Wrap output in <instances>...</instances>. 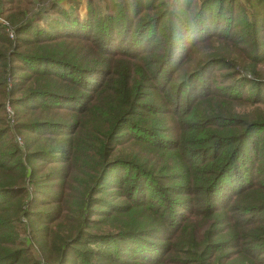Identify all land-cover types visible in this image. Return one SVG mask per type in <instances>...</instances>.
<instances>
[{
	"label": "trees",
	"instance_id": "1",
	"mask_svg": "<svg viewBox=\"0 0 264 264\" xmlns=\"http://www.w3.org/2000/svg\"><path fill=\"white\" fill-rule=\"evenodd\" d=\"M66 2L0 0V264H264V0Z\"/></svg>",
	"mask_w": 264,
	"mask_h": 264
},
{
	"label": "clouds",
	"instance_id": "2",
	"mask_svg": "<svg viewBox=\"0 0 264 264\" xmlns=\"http://www.w3.org/2000/svg\"><path fill=\"white\" fill-rule=\"evenodd\" d=\"M166 10L169 16L180 17L183 13V0H167Z\"/></svg>",
	"mask_w": 264,
	"mask_h": 264
},
{
	"label": "built area",
	"instance_id": "3",
	"mask_svg": "<svg viewBox=\"0 0 264 264\" xmlns=\"http://www.w3.org/2000/svg\"><path fill=\"white\" fill-rule=\"evenodd\" d=\"M0 21H1V24H2L4 27H7V26H8V23H7L6 21H4V20H2V19H0ZM7 32H8V34H9V37L12 39V38H13V32L10 31L8 28H7ZM7 112H8L9 114H11L9 107H7ZM9 116H10V115H9ZM17 141H18L19 144H21L20 139H17Z\"/></svg>",
	"mask_w": 264,
	"mask_h": 264
},
{
	"label": "rangeland",
	"instance_id": "4",
	"mask_svg": "<svg viewBox=\"0 0 264 264\" xmlns=\"http://www.w3.org/2000/svg\"><path fill=\"white\" fill-rule=\"evenodd\" d=\"M57 1H59V2H66V0H57ZM78 1H80L81 3H82V7H81V12L83 11V4H85V2H86V0H78ZM64 5L66 6V7H68L69 6V4L66 2V3H64ZM261 69H263V68H261ZM22 143V142H21ZM21 145V144H20Z\"/></svg>",
	"mask_w": 264,
	"mask_h": 264
}]
</instances>
